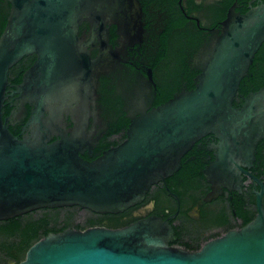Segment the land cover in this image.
Returning <instances> with one entry per match:
<instances>
[{
	"label": "water",
	"instance_id": "water-1",
	"mask_svg": "<svg viewBox=\"0 0 264 264\" xmlns=\"http://www.w3.org/2000/svg\"><path fill=\"white\" fill-rule=\"evenodd\" d=\"M12 4L0 35V220L66 206L122 213L178 171L184 154L209 133L218 142L203 170L211 183L207 199L224 188L241 191L243 175L249 174L264 138V87L243 95L239 106L234 100L264 42V4L246 13L232 8L203 54L194 87L140 111L132 117L125 140L91 160L84 155L92 156L97 143L91 137L90 106L105 49L111 47L107 26L117 24L122 40L136 38L138 0ZM85 21L89 35L80 29ZM97 41L102 51L93 57L89 47ZM32 53L38 54L37 60L8 90L11 67ZM7 96H16L20 107L4 116ZM27 103L28 117L23 114ZM26 117L25 133L14 134L10 120ZM251 176L260 185L256 217L199 250L170 245L171 216L153 214L119 228L49 232L13 264H264V183Z\"/></svg>",
	"mask_w": 264,
	"mask_h": 264
},
{
	"label": "flooded vegetation",
	"instance_id": "flooded-vegetation-1",
	"mask_svg": "<svg viewBox=\"0 0 264 264\" xmlns=\"http://www.w3.org/2000/svg\"><path fill=\"white\" fill-rule=\"evenodd\" d=\"M138 3L141 13L136 38L122 40L117 24L107 26V43L111 47L105 49L103 73L95 80L97 96L90 106L91 137L97 143L93 155H85L92 159L100 150L107 149V137L113 127L126 125L128 128L132 117L140 111L150 110L181 91L191 90L192 78L195 84V77L201 72L203 54L221 33L231 9L246 13L264 4V0H138ZM12 5V0H0V35L7 25ZM80 29L90 34L88 22H83ZM89 48L96 57L102 51L101 42ZM37 58V53L26 55L11 67L8 90L21 82L24 72ZM244 78L246 88L253 87L258 78L264 82V42ZM243 95L240 93L241 99ZM15 97L7 96L3 113L9 112L4 116L20 107ZM25 106L23 114L28 117L31 106L28 103ZM27 117L10 120L14 134L25 133L23 126ZM123 135L121 132L114 137L122 142ZM217 142L212 133L197 140L184 154L178 171L153 185L140 204L121 214L107 213V224L100 226L119 228L153 214L165 219L171 216L169 222L174 233L170 245L196 251L207 241L253 220L258 213L260 185L251 174L264 183V138L257 145L253 165L247 168L249 174L243 175L241 191L224 188L216 198L208 200L211 183L203 170L214 158ZM200 163L202 169L193 185L178 180L185 166ZM262 204L264 207V194Z\"/></svg>",
	"mask_w": 264,
	"mask_h": 264
},
{
	"label": "trees",
	"instance_id": "trees-1",
	"mask_svg": "<svg viewBox=\"0 0 264 264\" xmlns=\"http://www.w3.org/2000/svg\"><path fill=\"white\" fill-rule=\"evenodd\" d=\"M244 78L240 84V92L234 100V105H240L242 99L240 93L247 95L249 91H256L264 84L262 79L254 80L255 85L249 88L245 87ZM250 84V83H249ZM192 87H194V78H192ZM8 110L4 111V115L8 114ZM127 126H116L111 129L109 137H107V145L110 148L121 143L114 136L124 132L122 139L126 138ZM102 154V150L95 157ZM86 159H92L88 155H84ZM185 164V160L183 161ZM202 169L200 164H191L185 166L179 175V181L183 179L184 184L193 185L194 179H198L199 171ZM79 211L87 213L84 221H76V215ZM121 214V213H120ZM107 224V214H100L88 209H82L79 206H66L59 208H41L29 213L23 214L7 220H0V264H13L21 262L31 245L44 237L49 232H60L65 228L86 229L88 227L100 226Z\"/></svg>",
	"mask_w": 264,
	"mask_h": 264
},
{
	"label": "rangeland",
	"instance_id": "rangeland-1",
	"mask_svg": "<svg viewBox=\"0 0 264 264\" xmlns=\"http://www.w3.org/2000/svg\"><path fill=\"white\" fill-rule=\"evenodd\" d=\"M87 213L85 211H79L76 215V221H84L85 217H86Z\"/></svg>",
	"mask_w": 264,
	"mask_h": 264
}]
</instances>
